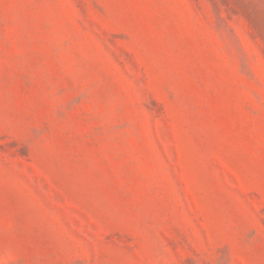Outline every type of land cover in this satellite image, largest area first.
<instances>
[{"label":"rangeland","instance_id":"rangeland-1","mask_svg":"<svg viewBox=\"0 0 264 264\" xmlns=\"http://www.w3.org/2000/svg\"><path fill=\"white\" fill-rule=\"evenodd\" d=\"M0 264H264V0H0Z\"/></svg>","mask_w":264,"mask_h":264}]
</instances>
